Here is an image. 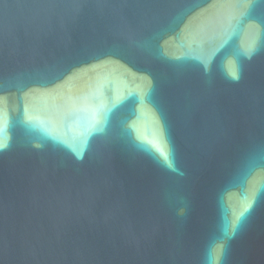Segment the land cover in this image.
<instances>
[{
    "label": "water",
    "instance_id": "95a60500",
    "mask_svg": "<svg viewBox=\"0 0 264 264\" xmlns=\"http://www.w3.org/2000/svg\"><path fill=\"white\" fill-rule=\"evenodd\" d=\"M0 264H264V0H0Z\"/></svg>",
    "mask_w": 264,
    "mask_h": 264
},
{
    "label": "snow or ice",
    "instance_id": "6c2138e0",
    "mask_svg": "<svg viewBox=\"0 0 264 264\" xmlns=\"http://www.w3.org/2000/svg\"><path fill=\"white\" fill-rule=\"evenodd\" d=\"M0 147H2V146H0Z\"/></svg>",
    "mask_w": 264,
    "mask_h": 264
}]
</instances>
